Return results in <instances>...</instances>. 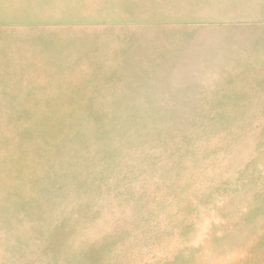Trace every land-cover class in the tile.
Listing matches in <instances>:
<instances>
[{
    "label": "rangeland",
    "instance_id": "obj_1",
    "mask_svg": "<svg viewBox=\"0 0 264 264\" xmlns=\"http://www.w3.org/2000/svg\"><path fill=\"white\" fill-rule=\"evenodd\" d=\"M0 264H264V0H0Z\"/></svg>",
    "mask_w": 264,
    "mask_h": 264
}]
</instances>
